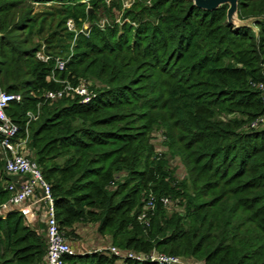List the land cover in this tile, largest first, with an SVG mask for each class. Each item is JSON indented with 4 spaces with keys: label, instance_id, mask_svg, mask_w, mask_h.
I'll return each instance as SVG.
<instances>
[{
    "label": "trees",
    "instance_id": "1",
    "mask_svg": "<svg viewBox=\"0 0 264 264\" xmlns=\"http://www.w3.org/2000/svg\"><path fill=\"white\" fill-rule=\"evenodd\" d=\"M227 11L193 0H0V88L21 96L7 114L29 138L69 241L76 225L96 224L136 254L264 264V96L254 87L264 82V0H239L255 29L228 25ZM57 80L87 81L92 99L48 101ZM29 112L38 119L27 125ZM165 155L179 158L184 180ZM9 181L0 152V205ZM46 232L20 210L0 214V264H45ZM64 264L156 263L76 253Z\"/></svg>",
    "mask_w": 264,
    "mask_h": 264
},
{
    "label": "built area",
    "instance_id": "2",
    "mask_svg": "<svg viewBox=\"0 0 264 264\" xmlns=\"http://www.w3.org/2000/svg\"><path fill=\"white\" fill-rule=\"evenodd\" d=\"M69 30H74V25L68 23ZM41 61H48L49 56L40 52L37 55ZM68 61L58 58L56 60V71L63 73L66 71ZM63 88L56 92L46 94V99L50 102H57L64 96H79L83 104H87L92 99L90 85L87 81L81 80L77 85L71 84L68 80H57ZM264 96V82L254 85ZM20 95L5 92L0 88V152L5 159V173L15 180L5 183V189L9 194L7 201L0 205V214H5L12 210H19L22 206L30 202H37L38 211L45 218L47 226L46 241L47 251L45 264H64V258L68 255H75L71 243L64 232L60 230L55 216L54 197L51 185L46 181L38 163L33 159L32 154L27 149L28 136L19 137V126L15 124L7 114V109L12 102H19ZM28 124L36 121L38 115L32 112L27 113ZM262 122V120L260 121ZM259 121L251 124V128H256ZM162 202L165 205L171 204L167 198ZM155 208L154 198L150 195L146 210ZM140 221L149 225L147 214L140 216ZM107 253L119 258L122 261L133 260L138 262H150L156 264H185L178 256L157 253L152 251L149 254L141 255L133 251L121 250L110 244L107 248L96 250L95 253Z\"/></svg>",
    "mask_w": 264,
    "mask_h": 264
},
{
    "label": "rangeland",
    "instance_id": "3",
    "mask_svg": "<svg viewBox=\"0 0 264 264\" xmlns=\"http://www.w3.org/2000/svg\"><path fill=\"white\" fill-rule=\"evenodd\" d=\"M109 2L111 0H108ZM133 0H124L125 3V7H129L132 4ZM39 8H41V6H36V10H39ZM117 19V23L120 22V16L116 17ZM106 23V19H103L101 22V25L104 26V24ZM164 139L162 136V132L158 131L155 133V146H156V152L159 153L160 156H164V154H167L166 149L164 148V146L162 145ZM166 159L169 160V167L174 170V173L177 177V179L179 181L184 180L186 175H185V171L181 165V162L179 160V158H170L168 155H165ZM116 178H118L117 180H121L122 179V175L117 176ZM177 210V207H175ZM89 226V225H88ZM86 225H81L78 227V231L80 232L81 235V239H78L77 241H70L71 243V247L73 249V251L75 253H90V252H95L96 250L99 249H104L109 247V245L107 247H105L102 244H94L91 243L89 241V238L91 237L92 233L94 232V229L96 227V225L92 226V227H88ZM94 237V236H93ZM110 238V237H109ZM92 239V238H91ZM111 241V239H110ZM112 244V241H111ZM85 245V246H84Z\"/></svg>",
    "mask_w": 264,
    "mask_h": 264
},
{
    "label": "crops",
    "instance_id": "4",
    "mask_svg": "<svg viewBox=\"0 0 264 264\" xmlns=\"http://www.w3.org/2000/svg\"><path fill=\"white\" fill-rule=\"evenodd\" d=\"M13 180H15V179L10 177V181H13ZM19 210L24 214L25 223L28 226H30L31 228H38V227L43 228L44 226H46L45 218H43V216L38 211L37 202L36 203L35 202L27 203L24 206H22ZM81 225H86V226L89 225L88 227H92L96 224H78V225H76L75 229H76V233H77L79 239H81L80 238L81 235H80V232L78 231V227ZM40 232H42V229ZM110 239L111 238H109V236L100 235L97 231V225H96L94 232L92 233L91 237L89 238V241L91 240L90 241L91 243L98 244V245L102 244L105 247H107L108 245L111 244ZM90 253H95V252H90ZM79 254H83V252H81ZM103 254H105V252Z\"/></svg>",
    "mask_w": 264,
    "mask_h": 264
},
{
    "label": "water",
    "instance_id": "5",
    "mask_svg": "<svg viewBox=\"0 0 264 264\" xmlns=\"http://www.w3.org/2000/svg\"><path fill=\"white\" fill-rule=\"evenodd\" d=\"M194 5L203 10L208 12H213L221 8L222 6H228L227 11V23L228 25H232L236 28L240 27H249L255 29L253 27L254 20H240L238 17V5L239 0H193ZM92 10L90 9L89 13Z\"/></svg>",
    "mask_w": 264,
    "mask_h": 264
}]
</instances>
